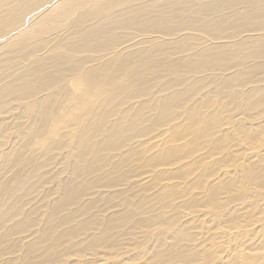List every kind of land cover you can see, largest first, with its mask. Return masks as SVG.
<instances>
[{"label":"bare ground","instance_id":"1","mask_svg":"<svg viewBox=\"0 0 264 264\" xmlns=\"http://www.w3.org/2000/svg\"><path fill=\"white\" fill-rule=\"evenodd\" d=\"M0 264H264V0H0Z\"/></svg>","mask_w":264,"mask_h":264}]
</instances>
